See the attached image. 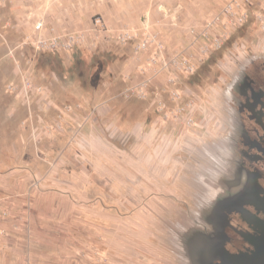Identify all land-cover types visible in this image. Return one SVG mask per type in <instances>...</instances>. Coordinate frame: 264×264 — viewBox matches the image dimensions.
Segmentation results:
<instances>
[{"label":"rangeland","instance_id":"1","mask_svg":"<svg viewBox=\"0 0 264 264\" xmlns=\"http://www.w3.org/2000/svg\"><path fill=\"white\" fill-rule=\"evenodd\" d=\"M20 1L0 0V150L17 159L24 141L27 153L26 184L9 191L21 194L28 207L27 250L24 257L11 254L12 264H87L99 255L102 264H193V239L209 235L197 225L201 213L230 183L226 172L209 181L208 150L226 131L230 76L245 56L264 52V0H235L246 12L241 24L223 11L234 0H149L139 25L114 27L96 13L90 27L78 29L49 21L48 13L37 12L36 0H24L23 7ZM153 10L158 15L151 20ZM217 15L221 20L206 37ZM96 16L115 30L154 24L180 49L199 39L208 55L174 88L158 78L142 97L130 90L139 76L127 70L130 60L137 61L136 41L96 39L90 31ZM38 18L57 32L85 31L90 39L70 50L38 51L27 42ZM167 25L187 26V42L171 43ZM217 35L224 41L220 48ZM25 82L33 86L29 100ZM18 118H24V131ZM35 207L47 235L42 244L48 246L54 233L64 243L58 251L29 249L33 224L27 220ZM89 208L111 217L100 251L83 248L82 212Z\"/></svg>","mask_w":264,"mask_h":264},{"label":"flooded vegetation","instance_id":"2","mask_svg":"<svg viewBox=\"0 0 264 264\" xmlns=\"http://www.w3.org/2000/svg\"><path fill=\"white\" fill-rule=\"evenodd\" d=\"M226 131L209 147V181L223 176L229 187L202 211L198 226L215 240L213 264L230 256L238 264L264 257V52L244 57L225 94ZM209 169V170H208ZM213 200L214 196L207 198Z\"/></svg>","mask_w":264,"mask_h":264},{"label":"crops","instance_id":"3","mask_svg":"<svg viewBox=\"0 0 264 264\" xmlns=\"http://www.w3.org/2000/svg\"><path fill=\"white\" fill-rule=\"evenodd\" d=\"M38 8L37 12L48 13L49 21L57 23V26L61 28H83L90 27L91 18L96 13H102L109 24L114 27L123 26H136L139 25L144 19V14L149 7V0H36ZM27 6L24 0L20 1V6ZM49 6L47 10L45 6ZM22 7L20 9H22ZM17 9V10H20ZM46 9V10H45ZM36 10L34 12H36ZM156 10H153L152 15L148 16L149 19L154 20L157 16ZM167 32L165 35L171 43L175 41L179 42V39L187 42V36L189 33L186 29L178 25H167ZM191 35V34H190ZM192 36V35H191ZM134 66H137L135 60L128 62L127 70L134 71ZM12 116L7 117V121L14 120ZM19 123L20 132L24 131L23 121L24 118H18L16 120ZM24 143V141H20ZM19 144V150L16 152L19 157L16 159L12 157L11 151L0 150V264H12L11 254L19 253L27 250L25 248V239L27 236L26 231V216L27 204L25 198L17 196L14 193H10V187L22 186L26 184V172L25 164L27 161L26 151H22L24 146ZM23 155V156H22ZM18 164V165H17ZM17 165V166H16ZM14 168H18L15 173H11ZM6 172V173H5ZM18 173V174H16ZM16 176V178H13ZM22 176V177H21ZM21 184V185H20ZM6 191V197L3 195ZM3 193V194H2ZM34 208L33 215L28 217L27 222L32 226L31 238L33 244L32 251L49 249L52 251H58L64 243L56 241V236L51 233L50 241L46 245L42 244L43 230L39 227L42 225L41 216L35 213ZM15 214V218L12 215ZM11 216V217H10ZM108 218L105 210L94 211L91 208L82 212V230H83V248H89L90 250L100 251L103 245H106V238L104 237L106 228V220ZM33 221V223H32ZM47 236V235H46ZM98 245V247H96ZM100 257V258H99ZM55 262V263H54ZM52 264H59L55 260ZM101 256H98L96 260H89L87 264H102Z\"/></svg>","mask_w":264,"mask_h":264},{"label":"built area","instance_id":"4","mask_svg":"<svg viewBox=\"0 0 264 264\" xmlns=\"http://www.w3.org/2000/svg\"><path fill=\"white\" fill-rule=\"evenodd\" d=\"M237 1L228 4L224 11L226 16H231L235 24H241L245 21L246 12L240 8ZM221 20L217 15L213 20L207 23L204 35L208 37L212 33V29ZM262 32L264 34V19ZM92 35L96 39L103 42L114 41L117 43H127L128 41H136L135 59L137 60L136 75L139 79L130 89L132 92L144 97L147 95L149 85H154L158 78H164L166 85L176 86L183 75H190L197 71L199 64L204 61L205 55H208L209 46L199 41H193L188 45L180 47L168 44L163 38L160 31L155 25L150 23L143 27L115 30L101 16H96L93 21ZM195 31V30H194ZM89 35L85 31L65 30L57 32L50 29L44 18H38L34 23V29L31 35L27 36V42L31 43L38 51L70 50L78 44L86 43ZM215 41L217 48L222 47L224 41L222 36H216ZM193 49V50H192ZM24 91L26 98L33 86L30 82L24 83ZM174 88V87H173ZM174 97L180 96L177 90H173ZM28 100L30 98H27ZM183 109L180 111L182 112ZM189 123L192 124V117H189Z\"/></svg>","mask_w":264,"mask_h":264},{"label":"water","instance_id":"5","mask_svg":"<svg viewBox=\"0 0 264 264\" xmlns=\"http://www.w3.org/2000/svg\"><path fill=\"white\" fill-rule=\"evenodd\" d=\"M215 240L209 235H200L193 239L191 243V259L193 264H213L214 257L211 252L215 249ZM222 264H238L230 256L223 257ZM260 264H264V257L261 258Z\"/></svg>","mask_w":264,"mask_h":264}]
</instances>
